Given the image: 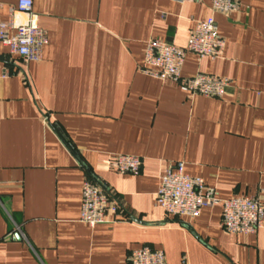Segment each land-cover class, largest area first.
<instances>
[{"label": "crops", "instance_id": "crops-1", "mask_svg": "<svg viewBox=\"0 0 264 264\" xmlns=\"http://www.w3.org/2000/svg\"><path fill=\"white\" fill-rule=\"evenodd\" d=\"M18 2L0 0L1 21ZM32 2L47 36L41 60L0 44V264H129L144 247L167 264H264V225L231 234L220 205L174 218L157 203L162 177L182 162L221 200L264 206V0H240L230 16L210 0ZM211 16L224 55L188 54L182 76L230 79L224 98L142 73L149 40L185 48ZM115 155L140 158V173L116 172ZM87 179L118 206L95 228L80 220Z\"/></svg>", "mask_w": 264, "mask_h": 264}, {"label": "built area", "instance_id": "built-area-1", "mask_svg": "<svg viewBox=\"0 0 264 264\" xmlns=\"http://www.w3.org/2000/svg\"><path fill=\"white\" fill-rule=\"evenodd\" d=\"M196 2L197 0H175ZM213 14L230 16L240 9V0H210ZM8 21L0 20V44L12 55L26 62H38L42 58L47 36L37 24L32 0H19L11 9ZM226 41L220 35L213 16L197 22L185 48L151 39L145 46L142 73L161 81H173L190 96L222 99L232 81L210 75L198 74L192 78L182 76L188 54L202 58L217 59L224 55ZM6 75V74H5ZM109 166L119 174L137 175L142 160L128 155H115ZM184 163L171 166L162 177L157 203L165 213L174 218H197L204 208L222 207V227L231 234H255L264 225V206L257 199L237 196L221 200L214 188L208 187L201 178L184 172ZM117 204L110 200L107 190L100 182L85 180L82 189L81 222L91 228L109 223L107 215H116ZM18 233H16V236ZM129 264H167L162 250L144 247L130 253Z\"/></svg>", "mask_w": 264, "mask_h": 264}, {"label": "water", "instance_id": "water-1", "mask_svg": "<svg viewBox=\"0 0 264 264\" xmlns=\"http://www.w3.org/2000/svg\"><path fill=\"white\" fill-rule=\"evenodd\" d=\"M18 237L20 238V236H19V235H17V236H16V238H18Z\"/></svg>", "mask_w": 264, "mask_h": 264}]
</instances>
